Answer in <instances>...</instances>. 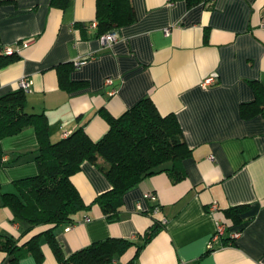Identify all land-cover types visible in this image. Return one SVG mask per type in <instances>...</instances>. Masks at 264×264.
Masks as SVG:
<instances>
[{
  "label": "crops",
  "instance_id": "crops-1",
  "mask_svg": "<svg viewBox=\"0 0 264 264\" xmlns=\"http://www.w3.org/2000/svg\"><path fill=\"white\" fill-rule=\"evenodd\" d=\"M131 3L135 21L116 31L115 42L105 44L95 35V0H0V53L4 47L16 52V59L0 69V96L18 90V80L28 77L26 111L45 115L51 141L80 126L97 141L108 129L103 112L117 118L148 97L161 115L175 114L191 150L181 167L183 179L174 183L162 172L129 189L117 222L108 223L93 204L73 224L55 228L63 256L107 238L141 242L157 223L158 230L139 251L130 246L109 264H264V0ZM76 59H83L82 64L71 65L66 74L84 85L66 90L57 67ZM210 77L215 81L202 87ZM107 78L112 84L105 85ZM250 82L261 88V110L242 118L241 104L255 100ZM0 145L1 191L37 174L33 126ZM71 182L87 205L110 188L88 162ZM148 192L157 198V212L143 199ZM212 203L215 213H209ZM239 205L248 206L245 221L230 227L241 231L239 237L231 244L227 232L207 249L215 220ZM24 227L0 201V236L20 237L23 243L47 228L21 236ZM41 239V264H57ZM11 259L0 252V264H38L31 255Z\"/></svg>",
  "mask_w": 264,
  "mask_h": 264
},
{
  "label": "trees",
  "instance_id": "trees-1",
  "mask_svg": "<svg viewBox=\"0 0 264 264\" xmlns=\"http://www.w3.org/2000/svg\"><path fill=\"white\" fill-rule=\"evenodd\" d=\"M195 6L206 0H184ZM65 1L61 4L63 8ZM135 21L131 0H95V24L97 37L115 32ZM11 55L0 53V69L13 62ZM83 61V59H81ZM72 63L57 67L59 84L66 90L82 87L84 82L69 81L66 72ZM255 94L252 103L241 104L240 116L250 118L261 110L262 91L255 82H250ZM26 94L14 90L0 96V143L1 140L19 134L33 126L37 138L34 162L37 174L11 183L12 189L1 191L2 207H7L13 220L22 223L24 236L36 228L47 227L43 232L31 236L21 243L20 237L0 236V252L18 261L33 256L42 263V239L51 248L57 264H109L118 259L128 247L139 251L158 230L157 223L144 234L142 241L107 238L64 257L53 235L58 226L73 224L82 211L91 205L100 207L108 223L120 218L124 194L147 177L168 172L173 182L184 178L182 164L191 155L179 122L173 113L161 115L148 98L140 99L121 116L114 118L103 112L108 124L106 133L97 141L91 140L82 126L66 137L51 141L49 127L43 113L26 111ZM3 152L0 145V162ZM84 162L95 165L109 181L110 188L97 195L91 204H85L71 182ZM154 204L152 203L151 212ZM248 210L247 205L233 206L223 211L224 221L229 227L241 225ZM248 217L247 220H250ZM224 245V244H223Z\"/></svg>",
  "mask_w": 264,
  "mask_h": 264
},
{
  "label": "built area",
  "instance_id": "built-area-1",
  "mask_svg": "<svg viewBox=\"0 0 264 264\" xmlns=\"http://www.w3.org/2000/svg\"><path fill=\"white\" fill-rule=\"evenodd\" d=\"M165 32L167 33L168 31L165 30ZM100 41L102 43H105V44H110V43H113L116 41L117 37H116V33L115 32H108V33H105L103 35H101L99 37ZM3 52L4 54L6 55H11L15 52V49L13 48H10V47H4L3 48ZM82 60L81 59H76L73 61L72 63V66L73 68H78L81 64H82ZM214 78L213 77H210V78H207L205 79L201 86L202 87H206L207 85H210L214 82ZM105 85H110L112 84V79L111 78H107L105 79ZM18 89L22 90V92L24 94H27V93H30L31 92V80L28 78V77H21L18 82ZM115 93L114 90H111L110 91V94L113 95ZM210 159H213L212 156L209 157ZM143 199L144 200H147L151 203L154 204V207L152 208V211L153 212H157L158 211V203H157V198L155 196V194L151 193V192H148V193H145L143 195ZM137 210L141 211L142 208H141V205L140 204H137ZM217 211V207L215 204H211L210 207H209V213H215ZM163 224H165V220H163ZM68 230V228H67ZM228 232V237H229V240L231 242V244L239 237V235L241 234V231L239 230H232L228 224H226V222L224 221L223 218H220V219H216L215 220V228H214V232L213 234L211 235L209 241H208V244H207V249L209 250H212L215 245H217L218 243L221 242L223 236L225 235V233ZM222 244V243H221Z\"/></svg>",
  "mask_w": 264,
  "mask_h": 264
}]
</instances>
